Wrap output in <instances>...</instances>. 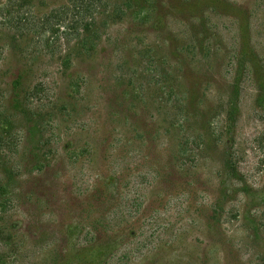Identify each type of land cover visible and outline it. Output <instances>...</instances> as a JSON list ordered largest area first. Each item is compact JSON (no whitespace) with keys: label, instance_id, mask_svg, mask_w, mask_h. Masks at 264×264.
Listing matches in <instances>:
<instances>
[{"label":"rangeland","instance_id":"rangeland-1","mask_svg":"<svg viewBox=\"0 0 264 264\" xmlns=\"http://www.w3.org/2000/svg\"><path fill=\"white\" fill-rule=\"evenodd\" d=\"M68 1L0 25V264H264V0Z\"/></svg>","mask_w":264,"mask_h":264},{"label":"trees","instance_id":"trees-1","mask_svg":"<svg viewBox=\"0 0 264 264\" xmlns=\"http://www.w3.org/2000/svg\"><path fill=\"white\" fill-rule=\"evenodd\" d=\"M70 3L69 0L67 5L51 10L42 18H50L58 13L61 17L65 16ZM33 20L31 0H4L0 6V25L11 32H33L36 27Z\"/></svg>","mask_w":264,"mask_h":264}]
</instances>
